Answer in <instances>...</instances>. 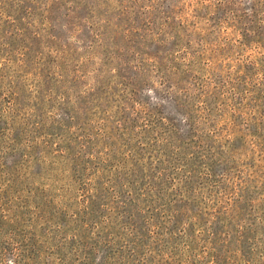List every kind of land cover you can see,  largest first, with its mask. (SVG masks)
Returning <instances> with one entry per match:
<instances>
[{"label":"rangeland","instance_id":"obj_1","mask_svg":"<svg viewBox=\"0 0 264 264\" xmlns=\"http://www.w3.org/2000/svg\"><path fill=\"white\" fill-rule=\"evenodd\" d=\"M0 264H264V0H0Z\"/></svg>","mask_w":264,"mask_h":264}]
</instances>
